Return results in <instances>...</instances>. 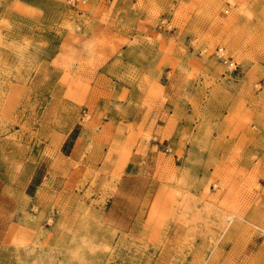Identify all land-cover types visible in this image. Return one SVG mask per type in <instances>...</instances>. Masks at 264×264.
I'll return each mask as SVG.
<instances>
[{
	"label": "rangeland",
	"instance_id": "rangeland-1",
	"mask_svg": "<svg viewBox=\"0 0 264 264\" xmlns=\"http://www.w3.org/2000/svg\"><path fill=\"white\" fill-rule=\"evenodd\" d=\"M153 124L119 231L103 210ZM0 264H264V0H0Z\"/></svg>",
	"mask_w": 264,
	"mask_h": 264
},
{
	"label": "crops",
	"instance_id": "crops-1",
	"mask_svg": "<svg viewBox=\"0 0 264 264\" xmlns=\"http://www.w3.org/2000/svg\"><path fill=\"white\" fill-rule=\"evenodd\" d=\"M150 130L155 138L141 134L131 143L130 152L128 151L129 153L121 158L124 162L123 174L118 179L116 188L103 210L104 221L119 231H128L134 225L151 187L153 173L158 166L164 128L162 125L153 124ZM80 134L81 132L76 133V127H73L62 144V150L71 154L77 152L80 154V147L86 145L82 142ZM116 157V154H112L114 160L117 159Z\"/></svg>",
	"mask_w": 264,
	"mask_h": 264
}]
</instances>
